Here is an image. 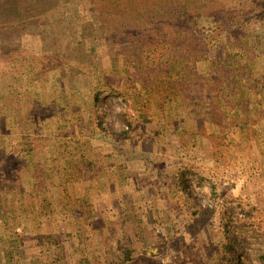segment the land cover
<instances>
[{
	"label": "rangeland",
	"instance_id": "374dc122",
	"mask_svg": "<svg viewBox=\"0 0 264 264\" xmlns=\"http://www.w3.org/2000/svg\"><path fill=\"white\" fill-rule=\"evenodd\" d=\"M151 19L126 10L110 40L98 28L91 44L76 34L83 43L70 45L63 69L53 65L57 46L39 39H22L24 48L0 58V264H203L229 216L245 263L264 264L256 252H264L262 221L253 233L235 220L242 209L253 215L246 177L264 174V61L239 130L230 101L194 80L170 104L141 89L150 75L112 73L110 45L121 62L117 51L161 34ZM263 21L253 24L261 46ZM205 169L228 174L212 182ZM180 174L196 206L184 198Z\"/></svg>",
	"mask_w": 264,
	"mask_h": 264
},
{
	"label": "trees",
	"instance_id": "16d2710c",
	"mask_svg": "<svg viewBox=\"0 0 264 264\" xmlns=\"http://www.w3.org/2000/svg\"><path fill=\"white\" fill-rule=\"evenodd\" d=\"M247 3L244 6L242 0H0V58L13 56L24 48L22 39L28 41L27 45L39 39L44 48L57 46L53 65L63 69V63L69 60L70 45L76 41L81 43L76 34L85 44H91L95 40L93 30L98 28L110 40L116 29L123 28L126 10L137 17L140 14L144 17V11H148L152 22L161 25V34L117 51L121 62L110 45L112 73L120 77H131L132 72L150 75L149 82L144 86L141 83V89L148 95L162 94L163 100L170 104L176 103L180 85L194 80L197 89H207L216 98L222 96L230 101V105L227 101L224 105L237 117L233 126L242 130L248 123L242 114L244 98L256 93L255 88L263 78L264 61V45L256 43L253 29L256 19L264 20V13L261 17L254 13L264 10V0H248ZM262 24L264 26V21ZM204 30L209 34L203 35ZM31 58L32 62L40 59ZM94 102L97 105L98 95ZM120 117L132 127L126 113ZM148 121L144 115V123ZM126 134L123 132L124 136ZM180 176L184 198L191 206H196V201L192 204L184 174L183 178L182 174ZM242 214L241 218L235 217L237 224H250L253 233L259 229L253 215L244 209ZM227 218H223L220 225L223 241L219 242L216 254L210 255L203 264H246L242 239L239 234L234 235L235 230L230 231L231 216ZM260 236L264 240V235ZM256 252L264 263V252ZM123 254V263H127L131 250L126 248Z\"/></svg>",
	"mask_w": 264,
	"mask_h": 264
},
{
	"label": "crops",
	"instance_id": "0c3cea01",
	"mask_svg": "<svg viewBox=\"0 0 264 264\" xmlns=\"http://www.w3.org/2000/svg\"><path fill=\"white\" fill-rule=\"evenodd\" d=\"M212 164H213V168H216V166H219L217 163H213V161L210 162V165H212ZM231 165L233 166V163H231ZM228 167H226V168H228ZM230 168H231V171H233V167H230ZM210 169H212L211 166H210ZM206 170L207 169H205V171ZM225 174H228L227 171H225V170H221L220 173H217V171H213V170L205 172V176L209 180H213L212 182H215V181L217 182V180H214V176L224 178L223 176ZM242 175H244L243 172H242ZM238 176L243 177L239 174H238ZM246 179H249V180H247L248 184H249V181L252 184V190L251 191L253 192V195H252L251 201L245 202V204H248L249 207L252 209L254 217L256 216L255 219L258 220V222L262 221L261 226L263 227L262 228V231H263V229H264V174L263 173L260 175L253 174L251 177L247 176ZM242 182L245 183V178H242ZM243 189H248V188H243ZM248 190H250V189H248ZM249 202H250V204H249Z\"/></svg>",
	"mask_w": 264,
	"mask_h": 264
}]
</instances>
